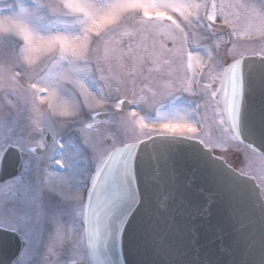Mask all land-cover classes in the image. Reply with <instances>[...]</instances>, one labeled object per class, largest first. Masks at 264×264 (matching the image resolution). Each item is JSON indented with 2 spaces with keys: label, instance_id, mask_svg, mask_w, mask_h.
Here are the masks:
<instances>
[{
  "label": "snow or ice",
  "instance_id": "snow-or-ice-1",
  "mask_svg": "<svg viewBox=\"0 0 264 264\" xmlns=\"http://www.w3.org/2000/svg\"><path fill=\"white\" fill-rule=\"evenodd\" d=\"M225 7L249 11L264 31V0L227 6L215 0H145L143 6L132 0H0V38H10L16 45L7 52L0 50V117L19 113L27 117V131L15 143L0 146V171L10 149L20 159L19 175L0 183V213L30 225L41 240L47 234V264H63L65 252L80 254L83 264H117V238L122 246L127 210L133 200L140 202L134 185L142 146L149 142L198 144L213 161L249 178L247 150L245 167L238 171L224 156L215 155L239 152V144L232 147L231 140L245 142L240 133L244 62L256 57L236 53L233 36L238 34ZM130 12H138L145 21L176 20L177 25L179 16L193 28L183 54L186 64L190 56L199 62L188 73L192 90L184 93L202 101L195 110L170 115L160 111L158 100L148 115L137 104L129 109L126 98H113L118 85L100 73L98 44ZM209 37L211 47L202 42ZM174 47L175 41H170L168 51ZM258 58L264 60V49ZM181 91L176 88L167 95L178 99ZM212 124L230 139H212ZM70 125L79 131L81 147L75 153L66 152L58 139ZM93 129L94 135L86 134ZM251 151H259L264 164V152L254 145ZM77 159L88 161L86 175L70 172ZM150 159L154 165L150 178L158 182L169 164L168 147L153 143ZM260 188L264 189V180ZM53 197L66 206L52 212L47 202ZM212 203L209 200V206ZM11 264H33L27 246Z\"/></svg>",
  "mask_w": 264,
  "mask_h": 264
},
{
  "label": "water",
  "instance_id": "water-1",
  "mask_svg": "<svg viewBox=\"0 0 264 264\" xmlns=\"http://www.w3.org/2000/svg\"><path fill=\"white\" fill-rule=\"evenodd\" d=\"M258 57L244 62L240 133L245 142L236 141L264 152V60ZM153 143L169 149L158 182L150 178ZM6 160L0 182L16 176L9 174ZM135 187L140 202L133 200L127 210L117 264H264L261 189L253 178L213 161L200 145L154 141L142 146ZM22 248L15 234L0 231V264H11Z\"/></svg>",
  "mask_w": 264,
  "mask_h": 264
},
{
  "label": "rangeland",
  "instance_id": "rangeland-1",
  "mask_svg": "<svg viewBox=\"0 0 264 264\" xmlns=\"http://www.w3.org/2000/svg\"><path fill=\"white\" fill-rule=\"evenodd\" d=\"M244 0H237L235 4L244 3ZM45 2H53V0H45ZM137 6H143L145 0H132ZM196 2V0H193ZM218 5L227 6L232 5V0H215ZM239 9L238 14L236 10ZM151 10L145 9L148 13ZM224 14L228 15L229 19L233 22L234 27L238 35L234 36L236 41V53L241 52L244 55L260 54L261 49H264V31L261 30L260 24H253V16L247 14V11L243 8H227L223 9ZM180 21L177 25L176 20H173V24L160 23L159 21H145L138 12H130L125 15L107 34L106 37H102L98 47L99 51V70L101 75L106 79L114 82L118 85V90L114 94V99L126 98L132 100V96L135 97L139 103L141 112L150 115L154 102L158 101L157 98L151 93L148 85H142L138 87L133 85V76L135 75L136 69L139 67L156 66L158 59L165 52L169 55L167 58V65L169 64L172 74V84L169 85L168 91H174L176 88L183 89V91L177 93L178 99L171 97L167 102L170 103V110L168 114L174 115L177 110L183 109L184 103L181 101V97L185 96V90L190 92L192 90V81L188 78V73L193 69L194 63L198 65V59L194 61L193 57H189L187 64L183 54L184 45L191 42L193 35V28L180 19L179 16L176 18ZM195 23V21H193ZM249 23V24H248ZM187 28V32L184 29ZM123 37V38H122ZM199 39V37H196ZM170 41H175V47L171 52L168 51L167 46ZM209 47L212 46V38L209 37L202 41ZM15 42L10 38H0V50L7 52L15 47ZM203 51H201V55ZM223 55V52H221ZM165 57V56H163ZM162 57V58H163ZM161 58V57H160ZM230 59V57H229ZM165 90L163 87H157V96L161 97L164 95ZM187 106L192 108L193 105L198 104L197 96H188ZM175 99V103L173 100ZM134 102V101H133ZM161 104L164 103L163 99H160ZM137 104V103H136ZM189 109V108H188ZM160 111H162L160 109ZM5 117H0V129L5 127ZM215 125V124H212ZM216 129H220L218 132H210L212 139H225L229 140L230 137L226 136L220 126H216ZM65 137L64 135L61 136ZM233 146V140H231ZM240 148V147H239ZM75 153V147L69 143L67 144V151ZM241 151V158L243 163L245 161V149H239ZM259 156L251 154L247 151V163L246 171L250 174H254L258 177L260 183L264 180V164L258 159ZM245 167V164H244ZM85 172L80 167L72 166V174L82 176ZM70 195V194H69ZM29 226V247L28 251L31 256L44 255L48 256L47 252V234L43 240H41L36 231ZM41 244L42 249L36 252L35 245ZM74 253L65 252L61 257L63 264H71L76 260L81 261V255ZM33 264H42L40 260L33 262ZM47 264V260L43 263Z\"/></svg>",
  "mask_w": 264,
  "mask_h": 264
},
{
  "label": "flooded vegetation",
  "instance_id": "flooded-vegetation-1",
  "mask_svg": "<svg viewBox=\"0 0 264 264\" xmlns=\"http://www.w3.org/2000/svg\"><path fill=\"white\" fill-rule=\"evenodd\" d=\"M237 0H232V3L235 4ZM244 3H249L250 0H244ZM255 2H259V0H255ZM247 11V10H245ZM236 12L239 14L240 10L237 9ZM241 14V13H240ZM247 14L252 16V14L247 11ZM253 24H260V21L256 18L253 17ZM249 24V23H248ZM123 38V37H122ZM234 39V36H233ZM264 45V43H263ZM257 54V53H256ZM165 56V57H163ZM167 52H165L162 56L159 57L158 62L156 66H151V69L148 70L146 67H150V64L147 66L139 67L136 69L135 75L132 77L133 78V85L138 87H141L142 85H148L149 90H151V93L159 100V104L162 105L160 109L163 112H169L170 108V103L167 102L171 99L170 96L167 95V93L171 92L168 91L167 89L169 88L168 86L172 84V72L170 70L169 64L167 65V58H168ZM163 57V58H162ZM167 57V58H166ZM163 87L165 90L164 95L161 97L157 96V87ZM187 92V90H185ZM163 97V98H162ZM135 98V97H134ZM133 98V99H134ZM164 100V103L161 104L160 99ZM170 98V99H169ZM199 97L197 96V99ZM130 100V99H128ZM136 100V99H134ZM182 103H184V107L188 109L187 103H188V97L187 95L181 97ZM135 102V101H134ZM198 104L202 103V101L198 100ZM196 105L192 106V110H195ZM157 102H154V106H152V112L153 110L157 107ZM202 111V109H201ZM6 121H5V127L4 129H0V146H3L5 142H12L15 143L16 140L27 131V117L24 113H19L16 114L14 117H7L6 116ZM15 120V125H13L12 120ZM85 120H87V117H85ZM219 126L218 124L212 125L210 128V132L219 131L220 129H216L215 127ZM87 135L91 136L95 134V130H89ZM64 135L65 137H61ZM48 142L51 144L52 142V136L49 135L47 138ZM59 142L65 145V151H67V144H71L72 147L77 148L81 147L80 144V139H79V131L77 125H70L69 128L65 129L62 131L59 136H58ZM237 144H235L236 146ZM239 147H244L243 145H239ZM72 153V150H71ZM218 156H224V158L229 162V164L235 168L236 170H239L240 168H243V165L240 161V157L236 152L232 153H221L217 152ZM6 164H8V169H9V174L13 175L16 174L19 175V167H20V159L18 153L14 149H10L8 152V160H6ZM77 165H82V169L85 170L83 175H86L87 173V167H88V161L87 160H79L77 159L74 163L73 166L76 167ZM57 171H59L57 169ZM70 172H72V168L70 169ZM11 179V178H10ZM55 179V178H53ZM48 208L52 211L55 212L57 209L65 207V203L61 202L59 198L53 197L47 202ZM0 226H3L6 231H10L13 233H16L18 237L21 238L25 242L24 248L27 246L29 247V226L28 225H22L20 220L14 216H9L3 213H0ZM21 228L22 231L20 233H17L16 229ZM22 236L25 237V239H22ZM42 249L41 244H36L35 249L36 252H39V249ZM40 249V250H41ZM75 256V253L73 254ZM33 257V262L40 260L42 264L48 260V256L44 255H34ZM74 262L78 263H83L81 260H76Z\"/></svg>",
  "mask_w": 264,
  "mask_h": 264
}]
</instances>
